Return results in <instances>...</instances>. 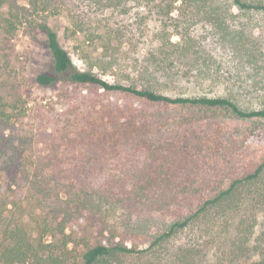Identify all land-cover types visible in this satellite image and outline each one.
<instances>
[{
	"label": "trees",
	"instance_id": "obj_1",
	"mask_svg": "<svg viewBox=\"0 0 264 264\" xmlns=\"http://www.w3.org/2000/svg\"><path fill=\"white\" fill-rule=\"evenodd\" d=\"M179 1L206 36L169 41L168 64L128 84L79 69L49 22H35L51 57L38 84H84L125 103L102 106L78 130L90 145L107 143L104 163L113 164L98 185L72 180L77 202L54 224L13 217L16 183L2 180L0 264H264V226L254 235L264 189L253 187L264 173V148L251 143L256 127L264 134V0ZM175 66L182 73L171 72ZM190 76L216 93L176 92Z\"/></svg>",
	"mask_w": 264,
	"mask_h": 264
},
{
	"label": "rangeland",
	"instance_id": "obj_2",
	"mask_svg": "<svg viewBox=\"0 0 264 264\" xmlns=\"http://www.w3.org/2000/svg\"><path fill=\"white\" fill-rule=\"evenodd\" d=\"M169 4L170 0H103L100 5L92 0H15L12 7L0 6V183H16L11 184L15 192L10 200L19 205L20 213L13 217L54 224L62 208L73 210L77 202L72 181L76 176L92 179L94 185L102 181L113 164L104 163L110 156L101 148L107 143L90 145L88 139L77 138V132L87 128L86 119L97 109L125 103L121 94L84 84H38L35 76L50 69L51 57L35 22H49L76 67L128 84L142 80L138 75L145 68L159 72L168 64L169 41L206 36V29L193 21L179 0L167 12ZM25 16L31 21L25 22ZM219 61L226 70L229 55ZM176 71L182 73L175 66L171 72ZM188 78L178 83L176 92L216 93L207 81ZM128 103L138 105L135 100ZM259 128L251 143L264 148ZM119 146L130 151V142ZM253 187L264 189V173ZM259 215L254 235L263 229L264 209Z\"/></svg>",
	"mask_w": 264,
	"mask_h": 264
}]
</instances>
